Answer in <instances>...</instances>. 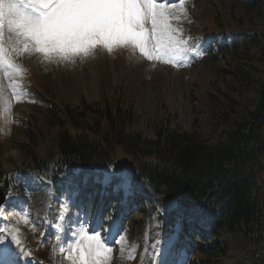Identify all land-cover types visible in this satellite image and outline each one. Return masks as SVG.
<instances>
[{
  "label": "rangeland",
  "instance_id": "rangeland-1",
  "mask_svg": "<svg viewBox=\"0 0 264 264\" xmlns=\"http://www.w3.org/2000/svg\"><path fill=\"white\" fill-rule=\"evenodd\" d=\"M173 3L178 5L179 1ZM185 5L186 16L177 7L181 16L179 26L182 27L183 37L188 39L189 51L185 54L197 56L199 53L196 49L204 47V51L205 46L209 45L204 56L201 58L199 55V59H193L191 66L175 67L158 61L132 58L126 50H116L112 54L97 50L93 58L85 62L78 59L75 64L46 63L35 56L15 58L26 69L25 74L16 77L22 83L21 91L25 94L19 98V102L13 98L8 80L0 73V87H3V95L10 105L6 112L0 107V188L4 183L8 184V181L45 183L43 177L39 179L36 176V179H32L28 175L37 173L35 167L40 159L46 160L53 156V129H49L47 134L41 131L34 134L44 119L43 104L49 97L61 104L76 106L80 104L81 97L89 103L98 102L102 97H115L125 101L133 109L135 120L129 129L140 132L149 139H156L159 127L167 123L169 128L196 132L203 141L214 142L227 128L226 124L219 123L214 117V102L226 107L222 115L230 121L231 112L235 108L242 111L243 105L250 103V99L254 97L250 86L247 85V89L231 73L238 63V55L248 57L249 63L242 69H247L246 74L250 79L262 64L258 62V45L252 39L238 44L237 54L228 49L224 52L225 48H218L216 55L209 52L220 41L223 44L225 36L232 31L259 30L264 22V0H185ZM236 34L234 32V36ZM251 35L254 36L255 33L252 32ZM231 40L234 41L233 35ZM30 135L34 136V140H29ZM22 139L27 141L25 145L29 147L39 140L35 155L26 156L20 146ZM111 148L110 145L107 147L108 150ZM112 153L115 157H120L122 150L116 147ZM110 170L109 167L104 170L101 183L105 186L109 182L104 178ZM47 182L51 187V182ZM11 189L6 187L4 190L10 193ZM13 194L16 195V192ZM26 203L31 205L27 207L18 203L11 209V205L5 203L0 207V235L10 240L11 237H7L6 233L12 236L18 232L20 246L15 247L32 264H39L40 259L47 264H71L63 253L68 251L73 240L62 233H68L70 237L79 230V225L84 224L74 222L73 219L67 220L70 214L76 213L78 217L80 209L71 211L69 201L66 204L59 200L54 202L47 196L30 197V201ZM73 204H77L76 197L72 198L70 206H74ZM105 207L96 208L93 215H98ZM90 212L89 210L88 213ZM121 212L125 213V207ZM24 213L28 214V223L21 220ZM156 218L154 214L144 216L140 211L136 213L132 218L133 223L126 225L122 235H118L110 244L113 248L111 264H154L155 246L158 244L160 255L164 253L166 246L164 240H159L161 232H155L158 227L154 222L159 221ZM45 221H49L54 233L50 230L51 234H46ZM138 222L141 224L135 228L134 225ZM148 230L154 232L150 234ZM149 235L151 247L154 248L146 252ZM178 235L175 231L170 236L177 238ZM121 236L126 238L123 253L122 246L116 244ZM225 236L223 246L206 248L209 255L212 253L210 258L214 261L207 257L205 264H247L251 256L249 239L238 233H225ZM216 241L219 242L220 239L213 242ZM129 249L134 251V259L128 258ZM197 250L195 260L189 264H201L199 246Z\"/></svg>",
  "mask_w": 264,
  "mask_h": 264
},
{
  "label": "trees",
  "instance_id": "trees-1",
  "mask_svg": "<svg viewBox=\"0 0 264 264\" xmlns=\"http://www.w3.org/2000/svg\"><path fill=\"white\" fill-rule=\"evenodd\" d=\"M236 32L229 51L237 54V45L252 39L258 45L262 67H257L250 79L247 69H242L249 59L238 55L231 73L250 86L255 96L242 111L235 108L230 121L222 115L226 107L214 102V117L227 125L214 142L203 141L196 132L169 128L167 123L159 127L156 139H149L129 129L135 120L133 109L115 97L92 103L81 97L77 106L49 97L43 104L44 119L34 134L53 129L54 152L37 162L34 174L51 182L58 194L67 187L77 189L78 195L93 196L96 199L89 203L94 205L100 190L96 180L103 169L109 166L120 175L128 168L131 175L124 174L127 181L122 186L130 192L125 198L127 205L144 216L166 208L161 217L166 216L169 223L178 220L183 234L192 233V243L206 237L202 239L206 245H199L201 264L212 256L206 248L225 244V233L245 235L251 249L247 264H264V22L259 30ZM37 141L29 147L22 139L20 146L26 156L36 154ZM109 145L112 148L108 150ZM116 147L122 150L120 157L112 153ZM115 184L118 182L113 180L107 186L100 201H112V212L119 202L117 192L111 190ZM8 185L23 197H37L45 189L44 184L29 181H8ZM123 220L128 226L133 223L132 216ZM201 226L212 228L214 235L208 238V230ZM194 228L200 232L193 233Z\"/></svg>",
  "mask_w": 264,
  "mask_h": 264
},
{
  "label": "snow or ice",
  "instance_id": "snow-or-ice-1",
  "mask_svg": "<svg viewBox=\"0 0 264 264\" xmlns=\"http://www.w3.org/2000/svg\"><path fill=\"white\" fill-rule=\"evenodd\" d=\"M177 7L186 16L185 0L178 5L164 0H0V73L19 102L25 93L16 77L26 69L15 58L35 56L46 63L75 64L93 58L97 50L109 54L126 50L132 58L179 67L189 48ZM3 91L0 87V107L6 112L10 105ZM104 179L120 186L127 181L111 170ZM21 220L28 223V214ZM72 235L71 247L63 253L71 264H111L109 237L84 224ZM17 237L18 232L11 241L19 247ZM116 244L123 253L126 238L121 236ZM128 258H135L131 249ZM0 264H16L2 235Z\"/></svg>",
  "mask_w": 264,
  "mask_h": 264
},
{
  "label": "water",
  "instance_id": "water-1",
  "mask_svg": "<svg viewBox=\"0 0 264 264\" xmlns=\"http://www.w3.org/2000/svg\"><path fill=\"white\" fill-rule=\"evenodd\" d=\"M3 200H4V195L0 193V204L3 202Z\"/></svg>",
  "mask_w": 264,
  "mask_h": 264
}]
</instances>
